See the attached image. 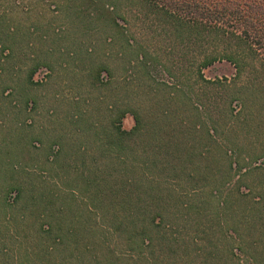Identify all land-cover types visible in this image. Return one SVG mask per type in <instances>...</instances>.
<instances>
[{"label":"rangeland","instance_id":"374dc122","mask_svg":"<svg viewBox=\"0 0 264 264\" xmlns=\"http://www.w3.org/2000/svg\"><path fill=\"white\" fill-rule=\"evenodd\" d=\"M181 43L125 0H0V264H264L262 57L200 76Z\"/></svg>","mask_w":264,"mask_h":264},{"label":"trees","instance_id":"16d2710c","mask_svg":"<svg viewBox=\"0 0 264 264\" xmlns=\"http://www.w3.org/2000/svg\"><path fill=\"white\" fill-rule=\"evenodd\" d=\"M125 2L128 7L138 9L142 18L151 20L154 25L169 32L171 37L173 36V41H178L180 44L181 42L186 44L187 41L186 49L189 48L192 55L197 53L202 57L200 76H202V68L221 60L233 63L241 73L246 67V58H249L250 54L255 58L261 56L264 68L262 56L264 55V0H125ZM111 7L109 12L117 13L115 12L117 5L112 4ZM117 15L114 19L115 24L125 28L120 25L119 18L126 22L127 17L119 13ZM194 46L196 51L193 50ZM154 54L152 50L151 52L148 49L143 50L139 54L142 66L148 67L150 60H153L152 57L155 58ZM156 55L160 54L156 53ZM205 81L213 83L214 80ZM132 112L136 121L132 130H122L120 125H116L121 139L122 136L140 138L146 133L144 117L139 110ZM161 139L164 138H158ZM165 141L167 143L163 147L159 145V148L168 147V153H173L170 156L181 158V154L190 153L191 148L186 141L176 143L169 137Z\"/></svg>","mask_w":264,"mask_h":264}]
</instances>
